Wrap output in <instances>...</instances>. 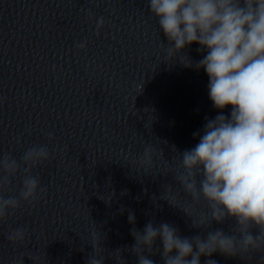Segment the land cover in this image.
I'll return each instance as SVG.
<instances>
[{
  "label": "clouds",
  "instance_id": "obj_1",
  "mask_svg": "<svg viewBox=\"0 0 264 264\" xmlns=\"http://www.w3.org/2000/svg\"><path fill=\"white\" fill-rule=\"evenodd\" d=\"M149 7L167 40L165 61L176 59L184 68L203 69L209 77V99L219 110L215 118H205L202 132L193 133L199 142L180 153L183 171L175 177L193 203L206 202L207 212L196 219L181 209L192 226L202 230L189 237L170 223L157 225L154 220L138 230L135 213L129 210L134 243L130 249H116L112 258L125 264L122 251H130L137 264H155L152 257L157 254L163 264H201V257L207 258L204 264H218L211 259L218 253L242 264H264V0H149ZM103 24L101 17L97 29ZM194 43L202 54L198 61L184 51ZM228 106L231 110L225 115ZM154 154L148 146L139 158L145 173L154 167ZM50 156L47 145H34L19 159L0 154V193L22 175L18 197L0 194V224L45 191L32 169ZM119 211L123 215L125 209ZM226 221H233L228 232L212 228ZM6 239L24 245L27 229L15 228ZM90 245L87 264H104L105 249L95 233Z\"/></svg>",
  "mask_w": 264,
  "mask_h": 264
}]
</instances>
